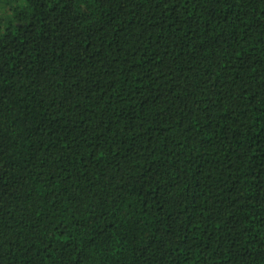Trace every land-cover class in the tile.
Listing matches in <instances>:
<instances>
[{"label": "trees", "instance_id": "obj_1", "mask_svg": "<svg viewBox=\"0 0 264 264\" xmlns=\"http://www.w3.org/2000/svg\"><path fill=\"white\" fill-rule=\"evenodd\" d=\"M0 264H264V0L12 7Z\"/></svg>", "mask_w": 264, "mask_h": 264}, {"label": "rangeland", "instance_id": "obj_2", "mask_svg": "<svg viewBox=\"0 0 264 264\" xmlns=\"http://www.w3.org/2000/svg\"><path fill=\"white\" fill-rule=\"evenodd\" d=\"M22 3L23 0H0V28L5 26L12 7L21 5Z\"/></svg>", "mask_w": 264, "mask_h": 264}]
</instances>
